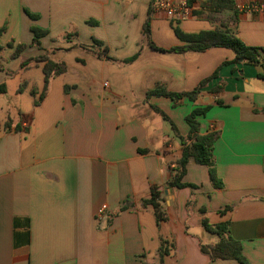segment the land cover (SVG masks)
I'll use <instances>...</instances> for the list:
<instances>
[{
  "label": "crops",
  "instance_id": "0c3cea01",
  "mask_svg": "<svg viewBox=\"0 0 264 264\" xmlns=\"http://www.w3.org/2000/svg\"><path fill=\"white\" fill-rule=\"evenodd\" d=\"M154 1H184L192 12L168 17ZM213 1L0 0V264H241L201 251L221 240L202 220L226 223L247 264H264V15L236 10L264 0H232L235 11L212 22ZM221 16L258 50L257 63L222 47H149H182L175 28L212 31ZM32 27L45 32L38 45ZM47 62L65 70L39 99ZM208 78L194 101L146 96L156 87L190 92ZM205 107L198 135L217 134L220 185L190 161L182 182L194 188H171L186 117ZM152 187L165 216L159 225L141 206ZM191 217L201 229L190 228Z\"/></svg>",
  "mask_w": 264,
  "mask_h": 264
},
{
  "label": "trees",
  "instance_id": "16d2710c",
  "mask_svg": "<svg viewBox=\"0 0 264 264\" xmlns=\"http://www.w3.org/2000/svg\"><path fill=\"white\" fill-rule=\"evenodd\" d=\"M191 1V0H189ZM155 1L152 3L154 5ZM204 6H207L206 3H203ZM209 10L207 11V15L205 18L211 20H217V15L225 10H234L232 6V0H214L210 5H208ZM235 11V10H234ZM197 16H202L203 14L200 12H195ZM31 19H35L36 16L28 13ZM31 32L33 34V42L38 45V39L42 37L45 32L35 27L31 28ZM148 21L144 26V34L148 36ZM3 33V28L0 29V35ZM174 33L176 37L186 43V45L182 47H175L169 50H163L151 42H149V47L152 50L159 52H183L185 50L201 52L209 48L214 47H222L228 48L235 53L236 59H242L250 63H257L259 53L256 48L245 46L235 35L232 29L228 28V25L222 20L219 23V26L212 31H203L197 34H184L179 29L175 28ZM21 49V47L16 48V52ZM1 50V47H0ZM106 50H102L99 53L105 54ZM135 57L126 60L130 62ZM64 67L55 64L53 62H47L43 67L44 73V88L42 91V95L39 99L43 98L45 92L47 90L48 83L51 78L55 77L64 72ZM215 76V73L212 77ZM210 78L202 81L199 85L190 92L186 93H171L163 89L162 87H156L146 93V96L149 97H166L171 99H178L180 97H187L190 101H194L196 98L199 89L209 80ZM6 93L5 84H0V95ZM207 107L205 108H196L194 109L187 117L186 122L190 128L188 135L185 138L180 137V143L182 146L181 157L176 163V167L171 169L169 172V180L168 185L171 188L182 189V188H191L194 186L191 184H187L182 182L183 176L185 174L186 166L190 161L195 162L198 165L205 166L208 169V175L213 186H219L220 181L216 176L214 163H213V143L216 139L217 134L214 132H209L204 135H198V122L196 121V117L200 115H204L207 111ZM160 193L156 187H152L150 190L149 197L147 199H143L141 201V206L143 208L150 207L154 213V217L156 223L165 221V216L160 207ZM127 208V203L122 206L121 211ZM202 227L209 233L216 234L221 237V240L212 246H201V251L208 255L212 261L217 259H225L231 258L235 259L241 264H247L244 259L241 247L239 243L230 238L227 234V225L226 223H221L216 226H209L205 220L201 221ZM226 234V237L224 235ZM167 243L162 241L159 248V257H162L167 253ZM161 259V258H160Z\"/></svg>",
  "mask_w": 264,
  "mask_h": 264
},
{
  "label": "built area",
  "instance_id": "2783aa9c",
  "mask_svg": "<svg viewBox=\"0 0 264 264\" xmlns=\"http://www.w3.org/2000/svg\"><path fill=\"white\" fill-rule=\"evenodd\" d=\"M156 10H163L168 17L177 16L182 19L188 17L192 12L186 2H181L176 6H172L165 1H157L154 4ZM236 10L239 12H255L264 15V2H249L246 5H237ZM105 206H102L97 210V214L100 215L104 212Z\"/></svg>",
  "mask_w": 264,
  "mask_h": 264
},
{
  "label": "rangeland",
  "instance_id": "374dc122",
  "mask_svg": "<svg viewBox=\"0 0 264 264\" xmlns=\"http://www.w3.org/2000/svg\"><path fill=\"white\" fill-rule=\"evenodd\" d=\"M220 19H222L223 21H224V16H221V18ZM160 120L159 121H161V123H163V130L166 132V131H168V132H170V128H169V125L166 123V122H164V121H162L161 120V118H159ZM195 217H191V219H190V222H189V224L191 225L190 226V228L192 229V228H197V229H201L198 225H196L195 224Z\"/></svg>",
  "mask_w": 264,
  "mask_h": 264
},
{
  "label": "water",
  "instance_id": "95a60500",
  "mask_svg": "<svg viewBox=\"0 0 264 264\" xmlns=\"http://www.w3.org/2000/svg\"><path fill=\"white\" fill-rule=\"evenodd\" d=\"M203 1H206V0H203ZM209 1H211V0H209Z\"/></svg>",
  "mask_w": 264,
  "mask_h": 264
}]
</instances>
